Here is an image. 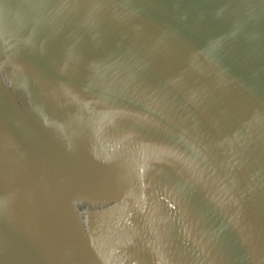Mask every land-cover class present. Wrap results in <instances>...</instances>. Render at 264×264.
I'll use <instances>...</instances> for the list:
<instances>
[{"label":"water","instance_id":"1","mask_svg":"<svg viewBox=\"0 0 264 264\" xmlns=\"http://www.w3.org/2000/svg\"><path fill=\"white\" fill-rule=\"evenodd\" d=\"M0 264H264V0H0Z\"/></svg>","mask_w":264,"mask_h":264}]
</instances>
